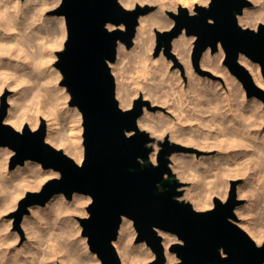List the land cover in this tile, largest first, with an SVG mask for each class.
<instances>
[{
  "label": "bare ground",
  "instance_id": "bare-ground-1",
  "mask_svg": "<svg viewBox=\"0 0 264 264\" xmlns=\"http://www.w3.org/2000/svg\"><path fill=\"white\" fill-rule=\"evenodd\" d=\"M120 1L127 8L138 4L144 6L146 3H158L159 6L154 11L140 15L132 48L129 49L125 42L119 41L117 58L110 61L116 78V96L119 103L123 108H130L135 98L144 91V99L152 97V105L155 102L160 103L174 114V117L177 115L179 122L183 116L187 117V120L189 117L197 118V128L194 126L192 132L184 133L182 128L185 126L178 127L171 113L172 117L163 110L153 111L149 108L151 104L146 103L144 112L138 117V125L141 129L148 128L154 134L158 133L155 148L151 152V158L154 160L160 149V139H167L168 132H171L172 142L179 140L192 143L200 149L218 148L215 155H199L197 152L182 155L178 151L170 155V165L176 170V175L192 180L186 195L193 199L195 208H211L216 195L223 199L227 197L229 178L247 172L249 174L251 172L247 170L252 167L264 169V128L255 123L249 124L245 112H251L250 108L255 105L253 103L256 96H251L254 99H246L244 91L239 90L237 93L233 85H229L227 79H231L233 75L226 69V65L217 61L216 53L213 54L210 46L201 56V69L210 68L213 74L224 73L227 88L225 89L224 85L221 87L218 81L220 89H225L220 92L215 87L216 80L206 83L200 72L196 73L191 62L197 40L195 34L188 35L183 31L174 37L172 56H166L169 50L165 47L159 56L152 53L157 32L171 29L175 24V19L168 15L171 9L177 11L180 6H188L190 12L195 13L197 4L208 5L211 0ZM255 1L256 7L246 6L243 12L238 14L240 23L255 25L257 21L264 20V0ZM61 2L62 0H0V93L6 87L14 90L9 97L6 122L22 131L27 125L36 129L41 120L46 118V140L57 147L65 145V151L78 163H82L85 157L83 113L78 105L69 103L71 93L66 89V85L60 84L63 73L55 65L58 59L57 50L65 45L68 36L66 18L64 14H47L48 9L58 6ZM108 26L110 29L123 28L125 24L109 23ZM219 49L222 54L225 53L221 43ZM239 62L250 71L255 83L264 90L261 63L244 52H240ZM181 63L186 68L188 80L181 73ZM174 65L176 67H173ZM131 71L143 79L151 75L150 83L144 85L142 80H130V77L135 76ZM228 73L232 75L231 78ZM166 117H171L172 124L167 125ZM63 119H66V125L61 128ZM14 152V149L0 146L1 213L19 206L28 189L41 188L49 177L60 175L58 170L44 167L40 161L34 159H26L24 163L9 168V158ZM214 175L218 179L209 180ZM246 180L249 181L248 178ZM246 182L238 187L239 196L255 194L254 189L247 186ZM90 201L92 196L88 193L75 192L70 199L60 192L54 194L44 205L30 206V214L25 213L22 221L28 239L20 246L17 240L21 235L18 236L17 232L13 231L7 232L8 228H5L6 233L0 238V264H46V259H50V264H58L57 254L63 246L67 247L69 253L68 258L63 260L65 264H101L98 254L90 249L87 236L81 234L82 226L79 222L78 226L75 220L76 214L89 213L85 208ZM251 206L250 203L237 205L235 211L240 220L236 218L234 221L246 228L248 233L260 242L264 237V220L260 221L253 215ZM132 224L133 219L124 215L118 238L114 241L123 264L144 263L154 255L150 254L151 247L146 241L133 243L137 232L134 231L131 235L127 230ZM158 232L165 246L167 260L164 264H173L180 260L170 247L174 241L181 242L182 239L166 229L159 228ZM71 255L75 256V259H72Z\"/></svg>",
  "mask_w": 264,
  "mask_h": 264
},
{
  "label": "water",
  "instance_id": "water-1",
  "mask_svg": "<svg viewBox=\"0 0 264 264\" xmlns=\"http://www.w3.org/2000/svg\"><path fill=\"white\" fill-rule=\"evenodd\" d=\"M250 0H211L196 5L191 13L186 6L169 11L175 19L171 29L157 32V50H170L172 40L184 30L197 35L193 62L200 68L203 51H216L221 43L225 63L237 74L248 94L264 97L250 71L239 62L240 52L259 61L264 73V22L258 29L239 23L238 14ZM152 5L125 7L120 0H62L56 12L64 14L68 36L65 48L58 50L56 65L63 73L62 83L71 92L70 103L78 105L84 119L85 157L78 163L63 149L46 140L43 119L38 128L27 125L22 131L5 122L7 103L0 108V146L16 150L11 166L26 159L52 167L60 176L48 179L40 190L27 191L16 211L17 222L29 207L44 205L56 193L72 198L75 192L88 193L92 201L89 214L80 216L82 233L101 264H123L114 241L118 238L123 216L134 220L138 239L146 240L156 251L157 264L166 260L163 238L158 229L178 235L182 241L171 245L180 258L175 264H264V242L257 241L234 219L237 198L235 181L226 200L216 196L213 207L197 209L190 201L179 200L180 182L173 175L169 155L185 148L169 138L157 156V163H143L151 156V136L138 125L148 100L137 98L130 108H123L116 96V78L110 61L117 58L119 41L133 43L141 14ZM109 23L125 28H109ZM162 187V188H161Z\"/></svg>",
  "mask_w": 264,
  "mask_h": 264
},
{
  "label": "rangeland",
  "instance_id": "rangeland-1",
  "mask_svg": "<svg viewBox=\"0 0 264 264\" xmlns=\"http://www.w3.org/2000/svg\"><path fill=\"white\" fill-rule=\"evenodd\" d=\"M251 1V5L250 6H247V7H251L252 8V6L253 5H255V6H253V8L254 7H256V5H257V2L255 1V0H250ZM61 4V3H60ZM60 4L58 5V6H56V7H54V8H50V9H48V11H47V14H51V13H53V14H58L57 12H56V10H57V8L60 6ZM152 5L153 6V9L152 10H150V11H154V10H156V9H158V6H159V4L158 3H146L145 5ZM158 4V5H157ZM208 6V5H207ZM136 7V6H135ZM135 7H133V8H135ZM188 7V6H187ZM133 8H130V9H133ZM172 10V9H171ZM149 11V12H150ZM174 11V10H173ZM178 11V10H177ZM177 11H175V12H177ZM169 15V14H168ZM238 20H239V18H238ZM262 22H264V20H259V22L257 21V23L254 25V24H248V25H245V24H243V23H240L242 26H245V27H251V28H255V29H258V26H259V24L260 23H262ZM123 28H125V27H123ZM185 31V30H184ZM186 32V31H185ZM136 34V33H135ZM156 43H155V46H154V49H153V55H155V56H159L160 55V53H161V50H162V48L163 47H165V45H163L159 50H157V38H156V41H155ZM133 44H134V37H133V43L130 45V46H128L129 47V49L130 48H132V46H133ZM65 48V45L62 47V48H59L58 50H62V49H64ZM166 48V47H165ZM57 50V51H58ZM172 50H173V46L170 48V50H169V52L167 53V55L166 56H172ZM174 51V50H173ZM171 53V54H170ZM214 53H216V55H215V57H216V59H217V61L221 64V65H226L225 67H227L226 69L227 70H229V72H230V74H232V75H229V73L227 74V75H229L230 76V78H231V76H232V78L231 79H227V82L229 83V85H233L232 87H234L235 88V90L237 91V93H239V92H242V91H244L246 94V99H254V98H252V97H255V103H253V104H255V105H253L250 109H251V112H249V111H245L246 112V117H247V122L248 121H250V122H248L249 124H257V125H259V126H261V128H264V116L262 115V114H264L263 112H264V97L263 96H260V95H257V94H252V95H249L248 94V91H247V89H246V87L244 86V84H243V82H242V80L237 76V74H235L230 68H229V66H228V64H226L225 63V56H226V52L224 53V54H222L221 53V51H220V49L218 48L216 51H213V54ZM221 55H220V54ZM175 53H173V55H174ZM176 55V54H175ZM219 55V56H218ZM224 56V57H223ZM221 59H219V58ZM58 58H59V56H58ZM58 60V59H57ZM57 60L55 61V65H56V62H57ZM192 64H193V69H195L194 71L196 72V73H198V72H200V74L202 75V77L206 80V83L207 82H209V81H211V83L214 81V80H216V81H214V83H215V87H217L219 90H220V92H221V90L222 91H224L226 88H227V82H225V79H226V77H225V75H224V73H218V74H213L212 73V71L210 70V68H205V69H201V60H200V68H197L196 66H195V64H194V62H193V53H192ZM173 67H176V65H174ZM132 75H135V76H132L131 74V76L132 77H130V80H142V84H144V85H148L149 83H150V81L151 80H149L150 79V76L148 75V79L146 78H140V77H138V75L136 76V73L134 72V71H131L130 72ZM135 73V74H134ZM181 73H183V76L185 77V79L186 80H188L187 79V72H186V68L183 66V64L181 63ZM115 75V74H114ZM208 77H207V76ZM207 78H206V77ZM224 76V77H223ZM135 77V78H134ZM139 79H138V78ZM210 77V78H209ZM235 77V78H234ZM63 78L64 77H62V79L60 80V84H63L62 83V80H63ZM213 78V80H211ZM225 78V79H224ZM234 78V79H233ZM219 79V80H218ZM132 80V81H133ZM134 80V81H135ZM148 80V81H147ZM208 80V81H207ZM231 80H233V82H231ZM237 80V81H236ZM240 80V81H239ZM219 81V82H218ZM221 81V82H220ZM217 82L218 83H220V85H221V87H222V85H224V87H225V89H220V85L219 84H217ZM225 82V83H224ZM238 84H237V83ZM239 82H241V83H239ZM254 82H255V80H254ZM240 84V85H239ZM256 84V83H255ZM65 85V84H64ZM219 87H218V86ZM257 85V84H256ZM236 86H238V88L236 87ZM258 86V85H257ZM239 87H240V89H239ZM243 88V89H242ZM66 89L69 91V89H68V87L66 86ZM240 90V91H239ZM13 88H11V87H6L1 93H0V108H1V105H2V103H3V101L5 100L6 101V103H7V111H8V107H9V105H10V102H9V97L13 94ZM239 91V92H238ZM71 93V92H70ZM254 95V96H253ZM144 96H145V93H144V91L141 93V95L138 97V98H143L144 99ZM252 96V97H251ZM71 98H72V96H71ZM71 98H70V100H71ZM137 98H135V100H136ZM258 99V100H257ZM261 101H260V100ZM70 100H69V103H70ZM119 100V99H118ZM135 100H134V102H135ZM144 100H148L149 102H150V107L149 108H151L153 111H165V113L167 114H169L170 115V113L171 112H169L168 111V109L166 108V107H164V106H161L160 105V103H158V102H155V104H153L152 105V101H153V98L152 97H150V96H148V98H146V99H144ZM256 100L258 101V102H256ZM260 101V102H259ZM263 102V103H262ZM258 103H260V104H258ZM134 104V103H133ZM146 104V103H145ZM262 104V105H261ZM261 105V106H260ZM133 106V105H132ZM131 106V107H132ZM189 107V106H188ZM188 107H186V109L188 108ZM255 107V108H254ZM258 107V108H257ZM259 107H261V108H259ZM263 107V108H262ZM254 111H253V110ZM256 109V110H255ZM260 109V110H259ZM256 112V113H255ZM260 113V114H259ZM206 114H208V113H206ZM245 114V113H244ZM171 115L174 117V114H172L171 113ZM170 115V116H171ZM252 115V116H251ZM255 115V116H254ZM171 116V117H172ZM177 116V115H176ZM174 117V121H176L177 123H176V125L179 127L180 126V128H182L181 126H185V128H182V130H183V132L184 133H190V132H192V129H196L197 128V123H195V121H197L198 122V120H196L197 118H195V117H189L188 118V120H190V121H188L187 120V117H184L183 116V119L182 120H180V122H179V118H177V117ZM259 116V117H258ZM170 117V118H171ZM240 118H243L242 116H239ZM249 117V118H248ZM256 117V118H255ZM170 118L168 117H166L165 119L167 120V122H168V124L167 125H170V124H172V122H171V120H170ZM251 118V119H250ZM262 118V119H261ZM44 120H45V122H46V126H47V119L46 118H43ZM191 119H193V121L191 120ZM249 119V120H248ZM257 119V120H256ZM261 119V120H260ZM5 121V120H4ZM260 121H262V122H260ZM6 122V121H5ZM41 122H42V120H41ZM41 122H40V124H41ZM63 122V123H62ZM62 122H61V124H62V127L61 128H64L65 127V125H66V119H63L62 120ZM182 123V124H179V123ZM252 122V123H251ZM8 123V122H7ZM39 124V125H40ZM60 124V125H61ZM64 124V125H63ZM179 124V125H178ZM191 124V125H190ZM167 125H166V127H167ZM189 126V127H188ZM192 128H191V127ZM195 126V127H194ZM39 127V126H38ZM37 127V128H38ZM165 127V126H164ZM188 127V128H187ZM194 127V128H193ZM188 129V130H187ZM142 130H145V131H147L148 133H149V135L151 136V141H149L148 142V145L152 148V150H154V148H155V142L157 141V139H158V133L156 134H154L150 129H148V128H143ZM181 130V131H182ZM168 131H170V130H168ZM189 131V132H188ZM194 131V130H193ZM170 133V134H169ZM170 136H171V132H168V134H167V138H169V141H170ZM156 140V141H155ZM165 140L166 139H160V149H159V151L163 148V143L165 142ZM154 142V143H153ZM171 143H178V144H180V145H182V146H184L185 148H183V149H178V150H175V151H173V152H180V153H182V155L183 154H185V155H188L189 153H191V152H197V154H199V155H206V156H208V155H215V154H217V150H218V148L217 147H215V148H213V150H209V149H200V148H198L195 144H192V143H186V142H183V141H170ZM52 144V143H51ZM54 145V144H53ZM1 146H6V147H8V148H11V149H13L12 147H10V146H8V145H1ZM55 146V145H54ZM57 147V146H56ZM197 147V148H196ZM57 148H61V149H63L64 151H65V149H66V146L65 145H63V147H62V145L61 146H58ZM14 153L10 156V158H9V164H8V166H9V168H14V167H12L11 166V163H12V161H13V158H14V156L16 155V150L14 149ZM216 151V152H215ZM66 152V151H65ZM172 152V153H173ZM67 154H69L68 152H66ZM159 153V152H158ZM171 153V154H172ZM211 153V154H210ZM170 154V155H171ZM70 155V154H69ZM170 155H169V157H170ZM71 156V155H70ZM158 156V155H157ZM185 157V156H184ZM171 158V157H170ZM143 161V163H149V162H152V163H157V157H156V160H154V159H152L151 158V156L149 157V159H147V160H142ZM171 162H172V159H171ZM170 162V163H171ZM171 168H172V170H173V175H168L167 174V177L168 178H171V179H177L179 182H180V185L178 186V189L181 191V193L179 194V195H177L176 197L179 199V200H183V201H190V202H192V204L194 205V202H193V199L190 197V196H188V195H186V192H187V188H189L191 185H192V180L190 179V178H179V176H177L178 174H177V172H176V170L173 168V166H171ZM255 169V170H254ZM258 169V170H257ZM247 171H249V172H251V173H249L248 174V172H247V174L246 173H244V174H241V175H238V176H233V177H231V178H229V185H228V187H229V192H230V190H231V186H232V181H235L236 183H235V188H236V193H237V198L238 199H240V203L239 204H237V205H243V204H248V203H250V206H251V209H252V213H253V215H255L256 216V218L258 219V220H264V193H263V195L261 194L262 192H264V169H261L260 167L258 168V166L257 167H252V168H250V170L248 169ZM256 171H257V173H256ZM254 172V173H253ZM259 172V173H258ZM177 174V175H176ZM246 174V175H245ZM249 175V176H248ZM255 175V176H254ZM60 176V175H59ZM252 176H254V177H252ZM52 177H55V176H52ZM52 177H49L48 179H50V178H52ZM248 178V180L249 181H247L246 179ZM251 177V178H250ZM260 177V178H259ZM261 177H263V178H261ZM216 178L218 179V177L216 176L215 177V175L212 177V178H210L209 180H216ZM250 178V179H249ZM253 178H254V180H253ZM47 179V180H48ZM46 180V181H47ZM191 181V182H190ZM247 181V182H246ZM246 182V185L247 186H249V187H251V188H253L254 189V191H255V194H256V196H255V194H252V195H247V194H244V195H242V196H239V186L240 185H242V184H244ZM252 183V184H251ZM250 184H251V186H250ZM254 184V185H253ZM262 184V185H261ZM224 185V184H223ZM188 186V187H187ZM256 186H257V188H256ZM224 187V186H223ZM263 187V188H262ZM162 188V187H161ZM206 188V187H205ZM260 188V189H259ZM41 188H37V189H33V188H31V189H28L27 191H30V190H40ZM262 190V191H261ZM27 191L25 192V194L27 193ZM261 191V192H260ZM229 192H228V195H227V197L229 196ZM25 194L23 195V196H25ZM74 195V194H73ZM186 195V196H185ZM216 196H218V195H216ZM251 196H255L254 198L253 197H251ZM220 197V196H219ZM227 197L225 198V199H223V198H221V199H223V200H226L227 199ZM245 197H247L248 198V200H247V198H245ZM251 197V198H250ZM258 197V198H257ZM72 198H73V196H72ZM72 198H70V199H72ZM253 198V199H252ZM254 201V202H252V200ZM258 199V201H256ZM249 201V202H248ZM256 202V203H255ZM263 202V203H262ZM91 203V201L86 205V208H85V211L88 213L89 211H88V205ZM255 203V204H254ZM214 204H215V201H214ZM214 204H213V206H214ZM262 204V205H261ZM256 206V208H255V206ZM260 205H261V207H260ZM18 207L19 206H17V207H12V208H10V209H8V210H6V211H3L2 213L0 212V238H2L3 237V235L6 233V229L8 230L7 232H17V234H18V236L19 235H21L20 237H19V239L17 240V243H18V245H22V243H24L27 239H28V236L26 235V232H25V227H24V225H23V223H22V221L24 220V217L19 221V222H17V216H16V211H17V209H18ZM254 207V208H253ZM30 208V207H29ZM209 208V207H208ZM263 208V209H262ZM204 209H207V208H204ZM254 209V210H253ZM256 209V210H255ZM29 212H31V210L29 209ZM28 212V213H29ZM236 212V211H235ZM28 213H26V214H28ZM257 213V214H256ZM30 214V213H29ZM89 214V213H88ZM88 214H76L75 215V220L77 221V225H78V222H79V224L82 226V224H81V222H80V220H79V217L80 216H86V215H88ZM236 214H237V212H236ZM23 216H25V214L23 215ZM6 217V218H5ZM238 217H239V215L237 214V220H240V218L238 219ZM262 217V218H261ZM5 219L7 220V221H5ZM9 219H11L12 221H10ZM78 219V220H77ZM5 222H4V221ZM10 222H9V221ZM234 220H236V219H234ZM7 223V224H6ZM10 223H11V226H10ZM22 223V224H21ZM4 224H6V226L4 227ZM9 225V227H7ZM76 225V226H77ZM2 226V227H1ZM79 226V225H78ZM77 226V227H78ZM24 227V228H23ZM133 227V228H132ZM6 228V229H5ZM135 229V230H134ZM82 230H83V226H82V229H81V232H82ZM128 230V232L132 235L133 233H134V231H136L137 233H136V236L133 238V243H137V242H141V241H146V240H139L138 239V235H139V233H138V230H137V228H136V226H135V224H134V220H133V224L131 225V227L129 226V228L127 229ZM245 230H246V228H245ZM5 232V233H4ZM21 232V233H20ZM81 234H83V233H81ZM2 235V236H1ZM178 236V235H177ZM255 239V238H254ZM256 241H257V239H255ZM262 240V241H261ZM260 240V242L259 241H257V243L258 244H262L263 242H264V237L262 238ZM147 242V241H146ZM175 242H177V241H174L173 243H175ZM172 243V244H173ZM171 244V245H172ZM150 245V244H149ZM150 247H151V245H150ZM65 250V251H64ZM62 252H64L63 254H62ZM149 252H150V254H154L153 255V257H150V259H148V260H146L144 263H140V264H157L156 263V261H157V259H158V255H157V253H156V251L155 250H153V248L151 247V249L149 250ZM148 252V253H149ZM60 253V255H62V256H60V255H58ZM58 254H57V258H58V264H65L64 262H63V260H64V258L66 259V258H68V255H69V253H68V251H67V247L65 246H63V248L61 249V251L59 252ZM62 257V258H61ZM71 257H72V255H71ZM179 258V257H178ZM62 259V260H61ZM72 259H75V256H73L72 257ZM50 259H46V264H50V261H49ZM166 260H167V258H166ZM165 260V261H166ZM148 261V262H147ZM179 260H176L175 262H178ZM175 262L173 263V264H175ZM165 263V262H164ZM163 263V264H164ZM133 264H134V262H133Z\"/></svg>",
  "mask_w": 264,
  "mask_h": 264
}]
</instances>
